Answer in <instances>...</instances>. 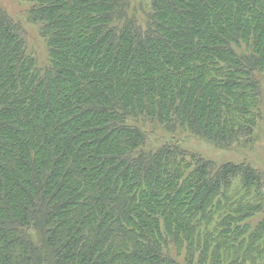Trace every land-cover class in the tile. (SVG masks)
Segmentation results:
<instances>
[{"label": "trees", "instance_id": "trees-1", "mask_svg": "<svg viewBox=\"0 0 264 264\" xmlns=\"http://www.w3.org/2000/svg\"><path fill=\"white\" fill-rule=\"evenodd\" d=\"M21 1L48 57L0 9V264H264V171L178 138L253 141L264 0Z\"/></svg>", "mask_w": 264, "mask_h": 264}, {"label": "rangeland", "instance_id": "rangeland-1", "mask_svg": "<svg viewBox=\"0 0 264 264\" xmlns=\"http://www.w3.org/2000/svg\"><path fill=\"white\" fill-rule=\"evenodd\" d=\"M129 13H133L135 9L146 6L149 0H129ZM0 9L5 11L15 23L20 24L27 33V49L28 53L35 57L39 64L47 62V48L40 36L39 26L32 24L28 19L29 6L21 0H0ZM137 17L141 22L143 15L141 11H137ZM262 119L258 122L254 139L247 145L235 146L232 149H217L212 144L200 140H185L182 135L178 136L182 147L189 153L199 154L207 160H212L217 164L223 163H242L249 162L255 168L264 171V83L263 98L261 105ZM151 128V129H150ZM154 130L155 137H164L166 135L161 129Z\"/></svg>", "mask_w": 264, "mask_h": 264}]
</instances>
